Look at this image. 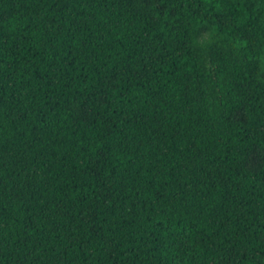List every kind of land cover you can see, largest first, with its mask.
Here are the masks:
<instances>
[{"label":"trees","instance_id":"16d2710c","mask_svg":"<svg viewBox=\"0 0 264 264\" xmlns=\"http://www.w3.org/2000/svg\"><path fill=\"white\" fill-rule=\"evenodd\" d=\"M0 264H264V0H0Z\"/></svg>","mask_w":264,"mask_h":264}]
</instances>
